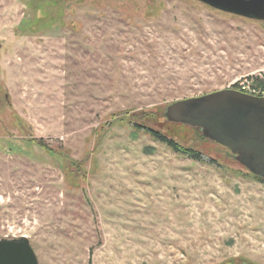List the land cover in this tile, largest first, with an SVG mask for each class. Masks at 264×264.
I'll use <instances>...</instances> for the list:
<instances>
[{"label":"rangeland","instance_id":"374dc122","mask_svg":"<svg viewBox=\"0 0 264 264\" xmlns=\"http://www.w3.org/2000/svg\"><path fill=\"white\" fill-rule=\"evenodd\" d=\"M230 87L264 94V20L199 0H0V238L28 236L40 264H264V181L165 116Z\"/></svg>","mask_w":264,"mask_h":264},{"label":"water","instance_id":"95a60500","mask_svg":"<svg viewBox=\"0 0 264 264\" xmlns=\"http://www.w3.org/2000/svg\"><path fill=\"white\" fill-rule=\"evenodd\" d=\"M219 10L264 20V0H199ZM169 121L200 127L204 138L228 148L253 174L264 178V96L224 88L176 100ZM0 264H40L26 235L0 238Z\"/></svg>","mask_w":264,"mask_h":264},{"label":"trees","instance_id":"16d2710c","mask_svg":"<svg viewBox=\"0 0 264 264\" xmlns=\"http://www.w3.org/2000/svg\"><path fill=\"white\" fill-rule=\"evenodd\" d=\"M137 126L140 127L141 125L140 124H137ZM198 128L200 130V136L204 138L203 133H202L200 127H198ZM147 130H148V132L151 135H153L154 137H156L158 140L167 143L169 146H171L176 151H179V152H182L184 154H187L190 157L195 158L197 160H201L203 158V156H202V154H201L200 151H198V150H196V149H194L192 147H189V146H183V145H181L179 143V141H177L173 137L168 136V135H166V134H164V133H162L159 130L154 129V128L147 127ZM257 177L264 181V178H262L260 176H257Z\"/></svg>","mask_w":264,"mask_h":264},{"label":"built area","instance_id":"2783aa9c","mask_svg":"<svg viewBox=\"0 0 264 264\" xmlns=\"http://www.w3.org/2000/svg\"><path fill=\"white\" fill-rule=\"evenodd\" d=\"M238 89L241 90V91H246L245 89H242V87H239ZM249 93H252V94H255V95H263L264 96V94L257 93L256 90L250 91Z\"/></svg>","mask_w":264,"mask_h":264}]
</instances>
